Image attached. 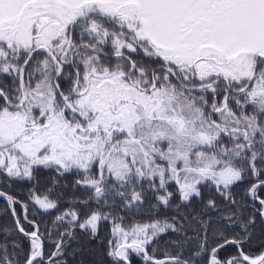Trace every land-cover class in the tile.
Here are the masks:
<instances>
[{"label":"snow or ice","instance_id":"6c2138e0","mask_svg":"<svg viewBox=\"0 0 264 264\" xmlns=\"http://www.w3.org/2000/svg\"><path fill=\"white\" fill-rule=\"evenodd\" d=\"M0 178V264H264V0H0Z\"/></svg>","mask_w":264,"mask_h":264},{"label":"trees","instance_id":"16d2710c","mask_svg":"<svg viewBox=\"0 0 264 264\" xmlns=\"http://www.w3.org/2000/svg\"><path fill=\"white\" fill-rule=\"evenodd\" d=\"M27 185L23 182H6L2 178H0V191L6 192L8 195L13 196L15 199L21 201V203H28L27 216L28 220H34L40 228V231L44 233L45 237L48 235V230L51 229L53 233H55L56 229L52 225V220L55 216V212L52 215L47 213L39 212L35 210L31 204V202L27 199ZM15 207L17 218H19L21 224L28 231L32 230V225H30L25 219L22 218L21 214V204H16ZM25 216V210L23 217ZM8 229L10 233V239H16L24 249L28 247V240L21 236L14 228L13 223L10 219L9 211L6 207V204L2 198H0V229ZM104 233L102 232L101 235ZM56 237L53 235L52 240H55ZM53 248V244L51 241H45V249L46 251H51ZM73 248L76 249L75 255H67L64 259L67 261V264H96L97 261L101 260V255L95 251V246H89L86 242L84 243L83 250H80V245L73 244ZM73 251L72 248L69 249V253ZM164 251L163 243L160 245V252L158 255L162 256ZM223 255V253H222ZM132 264H142L140 259L133 255Z\"/></svg>","mask_w":264,"mask_h":264},{"label":"water","instance_id":"95a60500","mask_svg":"<svg viewBox=\"0 0 264 264\" xmlns=\"http://www.w3.org/2000/svg\"><path fill=\"white\" fill-rule=\"evenodd\" d=\"M3 199V198H2ZM4 200V202L6 203V205H7V207H8V209H9V213H10V217H11V221H12V223H13V226H14V228H15V217H13V215H12V208L11 207H9L8 206V204H7V201L5 200V199H3ZM20 234V233H19ZM22 235V234H21ZM25 238V237H24ZM27 239V238H26Z\"/></svg>","mask_w":264,"mask_h":264},{"label":"rangeland","instance_id":"374dc122","mask_svg":"<svg viewBox=\"0 0 264 264\" xmlns=\"http://www.w3.org/2000/svg\"><path fill=\"white\" fill-rule=\"evenodd\" d=\"M6 204V203H5ZM6 207H7V205H6ZM7 209H8V207H7ZM8 211H9V209H8ZM21 214H22V218L24 219V217H23V214H24V209H21ZM9 215H10V213H9ZM10 219H11V217H10ZM15 219H16V217H15ZM32 230H33V227H32ZM21 235V234H20ZM22 236V235H21ZM142 263V262H141Z\"/></svg>","mask_w":264,"mask_h":264}]
</instances>
